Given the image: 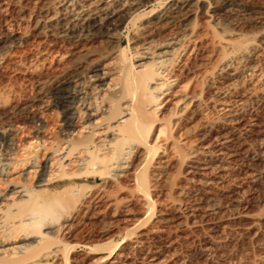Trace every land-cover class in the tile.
<instances>
[{
    "label": "bare ground",
    "instance_id": "6f19581e",
    "mask_svg": "<svg viewBox=\"0 0 264 264\" xmlns=\"http://www.w3.org/2000/svg\"><path fill=\"white\" fill-rule=\"evenodd\" d=\"M23 3L0 0L4 21L18 14L8 28L25 30L0 34V72L13 65L37 85L28 104L13 108L10 88L0 90V264H34L51 234L70 238L93 221L127 235L100 249L94 264H180L184 244L209 256L223 250L221 236L258 235L264 216L251 217L244 200L245 188L264 178V8L242 0H36L28 19L19 16ZM132 27L139 41L123 48ZM97 39L107 51L94 49ZM47 69L54 73L42 76ZM35 107L60 119L58 134L44 116L31 118ZM22 119L35 130L27 133ZM234 174L239 183L224 198L236 211L222 220L202 202L229 188ZM99 179L94 188L80 184ZM244 218L252 228L236 223ZM247 264H264V253Z\"/></svg>",
    "mask_w": 264,
    "mask_h": 264
},
{
    "label": "rangeland",
    "instance_id": "374dc122",
    "mask_svg": "<svg viewBox=\"0 0 264 264\" xmlns=\"http://www.w3.org/2000/svg\"><path fill=\"white\" fill-rule=\"evenodd\" d=\"M35 1L36 0H24V3L22 5L24 10H23V8L21 9L23 14H20L19 16L22 17V15H23L29 19L32 11L37 12L38 9L34 8L35 7ZM242 1L247 3V4H251V5H256L258 3L257 6L259 5V7H261L262 9L264 8L263 7L264 6V0H242ZM27 4H30V6H32V7H30ZM260 4H261V6H260ZM32 8H33V10H32ZM28 13H30V14H28ZM14 17L15 18L18 17V14L16 12L11 17H9L7 19V21H6V19L4 21L3 16L0 17V19L2 18L0 20V34H2V33L5 34L6 31H7V33H9V32H11V30L14 33H19V30H20V33L25 31L23 29L24 26H23V28H22V26L21 27L18 26L17 22L14 23L15 27L13 26L12 28L11 27L8 28L9 26L12 25L10 23V20ZM252 24L254 26H256V23L252 22ZM6 25H8V26H6ZM138 29L139 28H137V27H135V28L132 27L129 31H126L121 35V43H122L123 48H126L128 46V44L130 47H134L138 43V41H139L138 40V38H139L138 37L139 36L138 35L139 34ZM32 40H33L32 34L29 33V38L27 40L28 43H31ZM96 41L92 44V46H94L95 50L99 51L98 53H101V51H107L108 50L109 47H108V44L106 41L100 40V39H97ZM80 48L81 47L79 46V48H77L74 52H80V50H81ZM102 53H104V52H102ZM25 58H26V55L23 56V59H25ZM78 58H79V56L77 58L75 57L74 59H72L70 67H74L75 63L76 64L78 63V60H79ZM6 66H5L6 68H4L0 72V90L2 88H4L5 86L7 89L10 88L9 90H11V91L9 92V95H8L9 107H11V108L16 107V104H17V106H19L21 104H28L30 102V100L32 99V97L34 96L33 94H35L37 92L36 82L29 80V78L25 77L23 74H19V72L16 69L14 71L15 67L13 65H6ZM13 72H15V73H13ZM49 73H50V75L53 74L54 70H48L47 69L42 73V76H45V75L48 76ZM27 96H28V99H27ZM25 99H26V101H25ZM18 101H20V102H18ZM252 108H253V105H252L251 109ZM43 110H44V112H43ZM1 112H3V111H1ZM29 113H30L31 118H32V116L33 117H39V116L45 117L46 116L47 118L50 117L49 119H47L46 117L45 118L43 117V119L44 120L46 119L47 124L50 125L51 129L54 128V129H52V131L54 130L53 132L58 134L61 124H60V119H58L57 116L55 119V115H52V114L49 115L50 112H48L45 109H42L40 107L39 108L38 107L29 108ZM20 123L22 124V126H24L25 131L27 133L33 132L35 130V124L36 123H35V121H33L31 119H22L20 121ZM256 153H255V155H257ZM244 163L246 164L247 162L246 161L245 162H242V161L237 162L233 167L236 169H241L244 167V165H245ZM236 165H237V167H235ZM186 169H187V167L184 169V171ZM174 172L176 173V171H174ZM176 175H177V177H176ZM176 175L174 176L175 179H173V181H171L169 183L170 188H172V187L174 188V186H172V185H174V184L177 185L179 183L180 179H182L183 173L180 175L178 172ZM234 175H232V177L229 179V181L231 182V184H229V188L226 187V188H224V190H217L216 189L214 192L215 196L211 195V196L205 198V200H203V202H202L203 207H204L203 209L205 211L210 210V209L213 210V208H215L214 210L219 212V216L221 217L222 220L223 219L227 220V218L230 219L231 217H229V216H233L235 214L234 212L236 211V208L233 205H231V203H230L231 200L227 199L228 197H226V196L224 198V193H228L229 191L234 190L235 189L234 186H236L237 183H239V180L236 177L237 174H234ZM178 176H180V177L178 178ZM235 179L237 182L235 181ZM103 181L104 180L99 179V183H96L95 180H91L89 183L80 182V184L94 188L97 186V184H100ZM233 181H235V182L233 183ZM263 182H264V178H263V181L261 183H258L256 185H252V186H247L245 188V200L244 201L249 202V205H250V211L249 212H251L250 215H252L251 217H253V218H254V216L256 218L264 216V186H263L264 183ZM169 184H167V186H166L167 188L169 187ZM225 184H227V183H225ZM62 189L63 188L49 190L48 188H39L38 191H40L41 193H44V194H46V193L56 194V193L61 192ZM215 193L217 194V196ZM195 195L208 196L207 194H205L203 192L195 193ZM211 197L213 199H211ZM209 199H211V200L209 201ZM232 208H234V209H232ZM252 222H253L252 218H244V219L236 221V223H239L240 226L242 225L241 227L245 230L252 228V225H251ZM105 224H107V225H105ZM111 225H112V227L109 228ZM107 226H108V228H107ZM116 227L117 226L115 224H111L108 221L106 223L100 222V221H95V222L93 221V222L83 223L80 226H77V228L75 227L73 230V233H72V237H70V238H61L60 237L62 239V240H60V238H57L58 237L57 235L51 234L49 236L50 238L48 237L49 241L45 243L46 246L48 244V246H47L48 248L45 250H42V251H41L42 246L35 248V251L38 253L37 255H39V256L36 257V253H35V257L31 261L34 264H78V263L79 264H90V263L94 264L93 262H95V261H96L95 263H98L100 261L101 257L103 256L102 254H100V252H101L100 249H104L103 251H105L107 249V251H108L109 249H112L116 245H122V243L124 242V239L127 238L126 237L127 235L125 234V232L123 233L120 228H116ZM104 228L110 229L112 231L109 234L110 236L108 235L106 238H101L99 232H101ZM256 232L257 231H255L254 233H256ZM253 234H252V236L249 237V238L253 237L252 239H249V238L247 239V237H241L239 235H236L235 233L229 234L226 236H221L217 240H220V243L224 246L223 250L222 251L219 250L215 254L213 253V254H210L209 256H204L202 251L199 248H190L187 246V244H184L181 247L182 248L181 250L183 251V255H184L183 261H182L183 263L181 262L180 264H247L249 259H252L254 255H258L260 252L264 253V223H263L262 227L260 228V231H258V235H256V237H255V234L254 235ZM91 235H93V236H91ZM99 240H101V241H99ZM102 241H106V242H102ZM102 244H104V245L102 246ZM58 245H60V247H58ZM61 245H63V248L64 247L66 248L68 245V247H67L68 250H66V249H65V251L62 250ZM57 247L60 248L59 250L61 252L57 251L58 250ZM97 248L99 250H97ZM80 260H82V261H80ZM185 261H186V263H185Z\"/></svg>",
    "mask_w": 264,
    "mask_h": 264
}]
</instances>
